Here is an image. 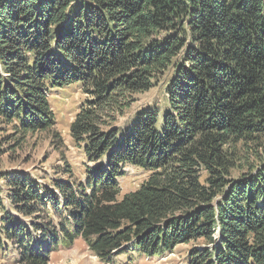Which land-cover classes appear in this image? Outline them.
<instances>
[{"label":"trees","instance_id":"1","mask_svg":"<svg viewBox=\"0 0 264 264\" xmlns=\"http://www.w3.org/2000/svg\"><path fill=\"white\" fill-rule=\"evenodd\" d=\"M161 79L163 111L117 126ZM74 85L84 177L0 173V264L77 239L102 264L191 243L186 264H264V0H0V125L51 131ZM129 168L147 178L117 201Z\"/></svg>","mask_w":264,"mask_h":264},{"label":"rangeland","instance_id":"2","mask_svg":"<svg viewBox=\"0 0 264 264\" xmlns=\"http://www.w3.org/2000/svg\"><path fill=\"white\" fill-rule=\"evenodd\" d=\"M163 96L161 79L153 89L133 96L131 108L117 120L116 125L122 127L127 124L134 113L141 108L155 106L159 111H163L165 100ZM84 99L77 85L56 90L51 97V107L56 122L52 130L47 133H38L22 139L20 134L10 130V127L0 125L5 129L3 135H0V173L27 172L46 179L53 169L62 167L63 160H66L78 178L82 179L84 177L82 164L86 163L79 151L73 147L69 136V125ZM54 136H57V139ZM146 178L147 173L143 171L127 169L124 178L120 181L121 191L117 201H120L125 194L134 192ZM191 247L192 243L179 245L170 255L159 260H134L128 263L125 257L121 256L118 257L116 264H186L185 258ZM65 248L67 247L53 253L49 264H102L88 251L81 239H77L72 250L67 251Z\"/></svg>","mask_w":264,"mask_h":264},{"label":"crops","instance_id":"3","mask_svg":"<svg viewBox=\"0 0 264 264\" xmlns=\"http://www.w3.org/2000/svg\"><path fill=\"white\" fill-rule=\"evenodd\" d=\"M76 241H77V240H76ZM76 241H75V242H76ZM75 242L73 243V245H72L71 247H67V248H65V249H67V251H68V250H69V251L72 250L73 247L75 246ZM61 249H62V248H61ZM79 251H80V250H79Z\"/></svg>","mask_w":264,"mask_h":264}]
</instances>
